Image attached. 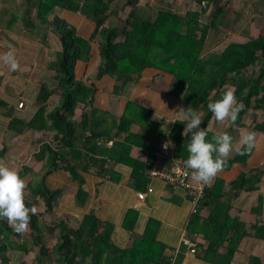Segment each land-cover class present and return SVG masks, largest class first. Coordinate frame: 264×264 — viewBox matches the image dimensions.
Wrapping results in <instances>:
<instances>
[{"label": "trees", "instance_id": "trees-1", "mask_svg": "<svg viewBox=\"0 0 264 264\" xmlns=\"http://www.w3.org/2000/svg\"><path fill=\"white\" fill-rule=\"evenodd\" d=\"M193 2L198 8L181 14L171 5L156 9L150 8L148 3L142 6L140 0H85L83 3L81 0H24V27L34 32L38 27L51 23L61 43V50L48 64V69L55 73L58 86L50 89L46 83L43 84L39 99L46 103L44 108L28 123L15 118L11 108L6 113L11 119V131L23 133L26 128H32L54 133L55 147L43 144L36 154L37 159L44 160L45 171L40 183L26 184L27 205H36L40 197L46 212L53 211L59 192L46 188L44 178L54 171L62 170L78 179L80 171L88 172L91 167L100 175L106 174L109 172L106 169L108 160L117 162L114 153L118 146L106 150L97 145V134L92 129L89 131V115L83 112L81 120L74 119L78 107L85 110L93 102L94 89L77 79L76 63L89 58L90 42L96 36L99 49L97 79L109 75L124 87L138 80L146 69L170 74L173 77L171 95L181 98L183 103L203 114L201 127L217 121L207 108L208 101L220 98L227 88H234L237 102L242 101L245 107L234 123L228 121L230 128L244 127V120L251 112L256 115L250 128L264 135V34L244 42H230L219 54L208 52L206 47L212 37L211 32H220L225 25L230 3L229 0ZM57 7L80 11L92 20L96 24L92 38L85 40L79 37L72 26L57 16L50 22L49 15ZM211 7L214 9L209 15ZM127 8V17L122 26H117L119 14ZM15 22L14 17L10 23ZM55 93L59 95V101L52 106L48 100ZM0 106L8 107L2 100ZM185 122H176L170 135L175 144V155L183 160L188 155L190 137V133L182 134ZM131 123L122 119L119 128L126 131ZM214 133L209 131L208 138ZM253 151L254 148L251 153H234L222 169H229L234 163L246 166ZM4 154L5 151L0 150V157ZM141 166L134 165L137 179L143 171ZM20 175L24 178L25 172L21 171ZM263 177L264 164L241 171L229 189L223 180L216 179L205 192L189 226L190 233L198 232L205 239V246L198 243L205 260L213 264H232L245 238L264 240V223L257 221L247 226L239 217L230 214L233 200L242 192L258 191ZM78 198L82 204L85 203L86 192L83 189L79 190ZM263 203L264 199L259 197L251 212L262 213ZM204 209L208 211L206 216L202 215ZM57 230L60 231L59 239L55 238L50 247L48 237ZM111 232L112 229L107 227L101 233L94 215L74 228L62 221L48 224L36 212L31 214L27 233L14 231L7 218L0 217V264H13L12 255L17 252L32 253L31 264H148L149 259L140 256L139 244L142 241H135L129 248H119L111 242ZM159 255L155 258L156 264H169L162 258L161 251ZM246 264H264V258L251 254Z\"/></svg>", "mask_w": 264, "mask_h": 264}, {"label": "crops", "instance_id": "crops-1", "mask_svg": "<svg viewBox=\"0 0 264 264\" xmlns=\"http://www.w3.org/2000/svg\"><path fill=\"white\" fill-rule=\"evenodd\" d=\"M84 1L81 0V3ZM23 13L24 0H0V54L8 51L10 46L14 47L19 61V67L11 70L0 60V100L8 106H0V150L5 151L0 157V163L17 167L20 172L24 171L26 185L42 181L45 162L37 159L36 154L43 144L55 147L54 133L32 128H26L23 133L11 131V119L6 113L11 108L15 118L28 123L44 108L46 103L39 99L43 84L46 83L50 89L58 86L55 73L48 69V64L61 50V43L51 23L38 27L34 32L28 31L23 24ZM127 14L128 8L119 14L116 24L122 25ZM56 16L64 19L85 40H90L96 31V24L80 11L57 7L49 15V21L52 22ZM14 17L16 22L11 25ZM97 42L96 36L90 42L89 58L76 63L77 79L91 86L94 94L92 105L85 110L78 107L74 119L81 120L83 112L89 115V131L92 129L97 134V145L106 150L114 145L118 146L114 153L117 162L109 159L106 165L109 172L103 175L98 174L94 167L88 172L80 171L78 179L62 170L50 173L44 178V185L50 191L59 192V195L51 212H46L44 201L39 197L37 213L48 224L62 221L74 228L94 215L101 233L107 227L112 229L111 242L116 247L129 248L135 241H142L139 244L142 250L140 256L148 258V264L157 263L155 258L160 256V251L162 258L169 264L173 263L174 257L173 264H213L205 260L198 249V243L204 246L206 244L203 235L189 231L192 205L186 192L158 179L148 181L143 176L147 163L153 159L154 151L165 136L168 134L170 139L175 123L185 121L183 113L175 111L189 106L181 98L171 95L173 77L159 70L146 69L138 80L131 81L124 87L109 75L97 79ZM48 101L55 106L59 95H51ZM20 103L23 104L22 107H19ZM122 119L132 122L126 131L119 128ZM245 126H233L231 129L228 121H212L208 125L210 131L229 132L234 143L239 140L240 131ZM247 129L252 130L250 124ZM254 132L257 141L261 142L255 143L247 165L234 163L229 169H221L213 184L216 179H221L225 182L226 189H229L230 183L238 178L241 171L259 168L264 164V147L260 146L261 143L264 145V135ZM126 138L128 140L125 141ZM174 146L172 142L173 150ZM236 152L233 151L230 157ZM138 164L142 165L143 171H140L137 179L134 165ZM148 187L153 189L151 193L147 192ZM80 189L86 192L84 204L78 198ZM141 192L146 193L143 200L138 198ZM259 197L264 199V177L258 191L242 192L233 200L231 216L239 217L247 226L257 221L264 223V203L262 213L251 212ZM207 214V210H202L203 216ZM27 231L28 229L24 233ZM184 238L197 244L195 253H191L183 244ZM54 239L53 236L48 237L50 247ZM251 254L263 258L264 240L245 238L232 264H246L247 257Z\"/></svg>", "mask_w": 264, "mask_h": 264}, {"label": "clouds", "instance_id": "clouds-1", "mask_svg": "<svg viewBox=\"0 0 264 264\" xmlns=\"http://www.w3.org/2000/svg\"><path fill=\"white\" fill-rule=\"evenodd\" d=\"M0 60L11 70L19 67L14 47L0 54ZM243 102H237L234 88H227L221 93L220 98L209 100L207 108L213 113L217 121L235 122L240 111L244 108ZM186 121L184 134L190 133L187 143L188 155L183 163L191 170L192 177L204 184H211L218 171L228 162L233 151L251 153L255 146L256 133L247 128H242L240 137L234 143L233 136L225 131L215 132L209 139V127H201L202 115L196 109L181 107ZM168 144H165L167 147ZM36 205H27L25 202V180L20 175L17 167H10L0 163V217H6L8 223L16 232H24L29 227L31 214L37 212Z\"/></svg>", "mask_w": 264, "mask_h": 264}, {"label": "rangeland", "instance_id": "rangeland-1", "mask_svg": "<svg viewBox=\"0 0 264 264\" xmlns=\"http://www.w3.org/2000/svg\"><path fill=\"white\" fill-rule=\"evenodd\" d=\"M146 3L150 5V8L156 9L162 5H171L181 14H184L187 10L198 8L193 0H140L142 6ZM229 3V12L227 13L225 25L220 32H211L212 37L206 47L208 52L219 54L230 42H244L252 37L264 34L263 0H229ZM213 9V7L209 9V15L212 14ZM117 25L122 26L120 23H117ZM255 115L250 112L244 120V126L251 124ZM257 116L258 120L262 119L260 115L257 114ZM247 126L245 127L247 128ZM258 141L257 137H255L256 144H258ZM260 146L263 148V143ZM52 236L58 240L59 231H55ZM12 256L13 264H22V262L31 264L33 259L32 253L26 255L23 252H17Z\"/></svg>", "mask_w": 264, "mask_h": 264}, {"label": "built area", "instance_id": "built-area-1", "mask_svg": "<svg viewBox=\"0 0 264 264\" xmlns=\"http://www.w3.org/2000/svg\"><path fill=\"white\" fill-rule=\"evenodd\" d=\"M22 106L23 104L20 103L19 107ZM165 144H168V146L165 147ZM183 161L181 157L175 155L172 142L167 134L164 141L154 151L153 159L147 163L143 176L148 181L158 179L175 189L184 190L192 205L191 213L194 216L198 212L199 202L204 198L205 192L211 188L213 182L211 184H204L196 181L191 175V170L186 168ZM152 190L151 187H148L147 192L151 193ZM26 194L27 188L25 185V196ZM145 196L146 193L144 192L138 194L140 200H143ZM183 244L189 248L191 253L196 252L197 244L195 242L184 238ZM174 261L175 257L173 258V263Z\"/></svg>", "mask_w": 264, "mask_h": 264}]
</instances>
